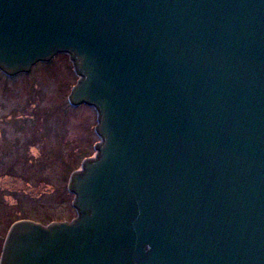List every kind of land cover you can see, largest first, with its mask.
<instances>
[{
    "label": "water",
    "instance_id": "water-1",
    "mask_svg": "<svg viewBox=\"0 0 264 264\" xmlns=\"http://www.w3.org/2000/svg\"><path fill=\"white\" fill-rule=\"evenodd\" d=\"M60 53L101 140L0 264H264V0H0L1 72Z\"/></svg>",
    "mask_w": 264,
    "mask_h": 264
},
{
    "label": "rangeland",
    "instance_id": "rangeland-1",
    "mask_svg": "<svg viewBox=\"0 0 264 264\" xmlns=\"http://www.w3.org/2000/svg\"><path fill=\"white\" fill-rule=\"evenodd\" d=\"M68 56L60 53L49 63H38L31 77L23 74L13 80L0 72V250L9 213L48 221H69L76 213L70 196L63 194L68 184L63 162L73 166L79 157H90L98 136L95 109L72 106L65 94L76 77ZM35 82L43 87L38 100L43 107L31 116L34 104L29 98H38L31 94Z\"/></svg>",
    "mask_w": 264,
    "mask_h": 264
},
{
    "label": "trees",
    "instance_id": "trees-1",
    "mask_svg": "<svg viewBox=\"0 0 264 264\" xmlns=\"http://www.w3.org/2000/svg\"><path fill=\"white\" fill-rule=\"evenodd\" d=\"M49 65V64H48ZM29 77H31L32 75H28ZM76 79H78V77H77V75H76ZM38 82H35V83H33L32 85H31V94L33 93V95H37L38 96V98H37V100H36V98H29V104L31 103V104H34V110H32V112L33 113H31L30 115L31 116H33V115H35V113H36V111H38L40 108H42L43 107V105H42V103L41 104H38L39 103V101L38 100H40V97H41V93H42V90H43V87H38V84H37ZM34 97V96H33ZM33 120H35V122H36V124H37V126H39L40 125V121H39V119L38 118H34ZM97 142V140L93 143V146H94V144ZM86 157H88V156H83V157H79L78 158V160H77V162L76 163H74V165L72 166L71 164H72V162L70 163V162H63V164L64 165H66V167H67V172H66V177H65V182L69 179V177H70V175L72 174V172L74 171V170H76V169H78V166L79 165H81V163H82V161L86 158ZM43 182H49V180L48 179H43ZM64 195L66 194V195H68V197L70 196V200L72 201V195L69 193V191L66 189V191L63 193ZM69 200V201H70ZM3 213V217L5 218L6 216H7V211H5V210H3L2 211ZM9 215H10V218H9V223H8V225H7V229H9L10 228V226L15 222V221H17L18 219H21V218H25V216H23V215H21V214H18V216H16L17 214H15V216L17 217V218H14L13 217V214L11 213H9ZM20 216V217H19ZM21 216H23V217H21ZM12 218H14V219H12ZM7 219H8V217H7ZM44 220V219H43ZM51 221V219H49V222ZM48 222V223H49Z\"/></svg>",
    "mask_w": 264,
    "mask_h": 264
}]
</instances>
